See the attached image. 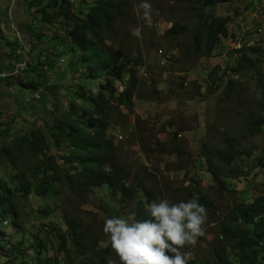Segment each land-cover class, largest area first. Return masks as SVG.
Listing matches in <instances>:
<instances>
[{
  "label": "rangeland",
  "instance_id": "1",
  "mask_svg": "<svg viewBox=\"0 0 264 264\" xmlns=\"http://www.w3.org/2000/svg\"><path fill=\"white\" fill-rule=\"evenodd\" d=\"M92 1L69 0L72 14L85 17ZM126 1L127 13L102 36L118 57L117 67L90 76L82 49L68 38L72 23L58 5L61 0H0V145L8 150L0 153V179L16 187L37 169L27 151L10 148L14 138L45 130L46 122L51 126L56 116L71 112L72 104L92 107V93L108 95V86L118 95L133 68L137 85L131 104L113 101L104 114L112 154L130 182H145L155 199L204 198V235L183 250L191 253L188 264H214L212 254L223 240L221 224L232 218L237 204L264 195V0H228L206 8L205 23L228 17V35L209 54L202 42L196 52L200 20L188 0H150L151 27L135 10L138 0ZM175 24L179 34L170 31ZM137 25L140 39L130 34ZM125 61L126 67L118 68ZM81 89L86 97L78 94ZM228 139L241 153L230 167L218 157ZM44 150L76 174L78 167L67 162L69 147L57 150L47 143ZM210 161L222 168V183L209 172ZM38 178H30L31 193H19L8 203L17 218L0 216V264H47V258L65 264L64 253L57 254V236L73 219L95 228L101 249L110 247L103 219L124 214L132 203L106 187L83 192L66 179L64 186L56 182L42 195L39 185L47 175ZM31 255L32 261L18 260Z\"/></svg>",
  "mask_w": 264,
  "mask_h": 264
},
{
  "label": "trees",
  "instance_id": "2",
  "mask_svg": "<svg viewBox=\"0 0 264 264\" xmlns=\"http://www.w3.org/2000/svg\"><path fill=\"white\" fill-rule=\"evenodd\" d=\"M188 1L193 5L191 7L197 8L200 20L197 24V31L194 33L196 52H201L202 42L209 54L215 49L220 38L228 35V17L216 18L210 23H205V10L215 4L228 2V0ZM58 5L64 8V17L72 23L67 31L68 38L73 45L82 49V60L87 64L88 74L94 76L97 73H108L116 69L118 57L107 50L102 36L105 32L112 30L115 23L127 13L128 2L126 0H93L85 17L72 14L69 0H61ZM170 31L179 34L178 24H175ZM241 57L247 60L246 54ZM127 63L129 62L125 61L118 68H125ZM34 64L30 63L29 66H35ZM124 74L123 70L119 71V76ZM128 76L130 79L127 81V86L118 95L114 90L111 91V86H108L110 87L108 95L104 92L92 93L93 106L91 108H81L72 104L71 112L56 116L55 123L51 126L46 122L45 130L33 129L29 135L21 134L14 138L10 148L27 151L29 157L32 158L31 163L37 164V169H31L32 172L35 169L36 171L30 177L23 175L16 187H7L0 179V216L10 214L11 219L17 218L14 206L8 203L19 193L25 196L31 193L30 178L39 179L40 174L47 175V180L40 181L39 189L42 195L48 194L49 188L56 182L64 186L65 179L70 186L83 192L97 187H106L109 191L119 193L127 202L132 203L130 208L135 206L137 219L148 218L144 205L155 200L153 190L142 180L130 182L128 174L112 154V143L107 138V118L104 117L108 106L113 101L118 105L131 104L137 85L136 71L131 68ZM78 94L82 97L87 96L85 89H81ZM34 97L40 99L41 96L37 97L35 94ZM3 132L5 131L1 133ZM227 141L225 146L218 149V157L230 167L241 153L234 140L233 142L229 139ZM47 143L57 150L62 146L71 149L70 159L67 162L78 167L75 175L70 174L71 172L62 164L48 156L44 150V144ZM4 150L8 151L5 146L0 145V153ZM208 169L215 181L222 183V168L210 161ZM196 201L201 205L206 204L203 197H198ZM5 218L3 217V220ZM67 224V231L57 236L59 245L56 248L58 255L64 253L65 264H105V256H111L113 253L108 246L101 249L99 237L93 235L95 228L84 227L78 219L68 220ZM219 235L223 240H219L220 244L212 254L214 264H263L264 195L258 196L250 203L237 204L232 210V218L221 224ZM70 247L73 249L69 250ZM228 247H231V252H228ZM81 257L87 261L81 260ZM32 258L33 255L29 257V260L20 258L18 260L27 262L32 261ZM44 262L45 260H41L36 264H44ZM46 262L47 264H59L60 261L58 258H47Z\"/></svg>",
  "mask_w": 264,
  "mask_h": 264
},
{
  "label": "clouds",
  "instance_id": "3",
  "mask_svg": "<svg viewBox=\"0 0 264 264\" xmlns=\"http://www.w3.org/2000/svg\"><path fill=\"white\" fill-rule=\"evenodd\" d=\"M135 10L144 26L151 27L154 10L150 0H138ZM130 34L140 39L141 27H132ZM134 209L133 205L122 215L104 217L101 230L115 254V258L105 256V264H188L191 253L183 249L204 235L203 205L195 199L172 202L158 198L144 205L146 219H137Z\"/></svg>",
  "mask_w": 264,
  "mask_h": 264
}]
</instances>
